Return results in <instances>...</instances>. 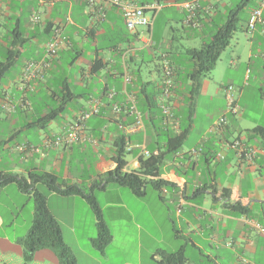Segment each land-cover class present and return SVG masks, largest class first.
I'll return each mask as SVG.
<instances>
[{
	"label": "crops",
	"instance_id": "crops-1",
	"mask_svg": "<svg viewBox=\"0 0 264 264\" xmlns=\"http://www.w3.org/2000/svg\"><path fill=\"white\" fill-rule=\"evenodd\" d=\"M131 1L148 7L150 27L130 32L117 8L108 10L105 21H94L84 0H1L0 62L5 60L14 31L21 32L25 42L20 58L24 59L18 71L11 77L8 73L0 82V174L15 175L28 183H31V174H53L70 184L90 188L100 175L114 169L112 157L121 133L118 123L132 121L124 114L115 115L113 107L125 105L130 94L136 98L139 108L145 103L146 93L154 95L160 103L158 93L164 55L177 71V92L171 103L176 123L170 124L169 131L174 136L181 132L180 126L186 125L187 113L192 109L188 96L191 84L186 79L191 66L188 51L208 43L235 5L231 0H196L199 7L193 20L188 21L185 4L195 0ZM260 1L248 9L247 20ZM34 14L41 18L39 24L31 23ZM49 27L51 35L47 32ZM177 27L182 31L197 30L202 35L200 48L178 43L181 38L176 35ZM206 28H211L208 36ZM55 30L60 31L65 45L52 68L43 81H24L26 64L42 57L45 44ZM249 35L251 47L257 38L264 41V23ZM263 52L257 50L254 56L251 51L243 63L246 65L244 74H249L248 81L253 74L261 89L264 88ZM236 55L227 54L222 60L235 71L242 63L236 61ZM253 60L260 63L261 73L254 69ZM95 61H102L104 68L94 72ZM124 61L133 79L130 85H125L123 80ZM217 68L218 65L214 74ZM232 83L233 78L212 73L204 80L201 94L192 103L190 135L178 152L165 154L158 169L160 174L156 179L164 183L163 191L154 188L157 196H148L146 187L143 196H136L129 190L131 196L117 197L107 204L114 212L110 219L105 207L98 202L113 236L103 253L92 244L97 235V221L87 201L48 190V209L59 223L64 241L77 259L76 264H158L159 258L153 259L156 252L174 253L181 248L187 264H244V261L264 264V231L260 230H264V136L252 133L255 129L264 130V122L255 121L250 128L240 127L247 117L246 108L240 102L242 91L237 98L241 113L227 114L224 88ZM64 85H68L73 96L67 114L60 121L44 124L41 121L49 108L62 102L60 94ZM263 99L264 94L259 112L264 108ZM92 101H98L100 108L106 109L104 112L100 109V116L86 123L84 132V137L97 140L98 146L85 139L68 149L46 147V142L61 134L66 124L89 109ZM202 101L215 109L207 113L206 124L200 127L197 123ZM10 106L15 108L12 113L5 108ZM224 115L227 125L217 131L214 124ZM235 140L241 141L243 150L255 151L253 162L240 158L239 152L231 147ZM160 141L162 138L150 125H146L145 133L132 136L131 142L146 143L151 156L140 159L137 151L127 154L130 155L129 161L125 158L127 167L139 171L156 166L165 152V143ZM23 146L27 148L21 151ZM31 146L38 147V151H32ZM39 184L42 183H37V188ZM103 187L98 189L105 192L108 184ZM235 205H241L248 213L236 211ZM117 212L126 214L129 221L122 218L124 215L117 216ZM155 216L159 217L161 227L155 226ZM33 220L32 197L15 183L0 187V264H59L56 252L48 248L37 251L32 260L26 259L25 240ZM167 225L172 237L169 233H159L161 229L162 232L167 230ZM131 231L135 232L133 245ZM181 240L184 246L175 251L164 246L166 241ZM191 250L198 253V259L190 260Z\"/></svg>",
	"mask_w": 264,
	"mask_h": 264
},
{
	"label": "trees",
	"instance_id": "trees-1",
	"mask_svg": "<svg viewBox=\"0 0 264 264\" xmlns=\"http://www.w3.org/2000/svg\"><path fill=\"white\" fill-rule=\"evenodd\" d=\"M248 2L249 0H242L234 6V8L229 12L225 22L216 30L208 43H206L200 49H192L188 51L191 66L189 68L188 74L186 75V79L191 84L188 89V96L190 107H192V109H189L187 113L188 115L186 117V125L180 126L181 132L177 136L172 135L169 131L170 124L175 125L176 119L175 121L168 120L163 114L161 105L158 103V101H156L154 95L150 96V94L145 92V89L142 90V93H146L144 97L145 103L139 109L144 114L145 128L146 125L152 126L155 129L158 137L162 138L160 143H165V152H163L160 156L156 166L146 170H139L135 173H126L124 171L125 167H127V162L125 160L127 155L125 152L126 138L122 133H120L116 141V150L112 157V161L114 164H116V167L113 170L100 175L98 180L93 183L90 188L70 184L67 181L60 180L53 174H43L40 176L31 174V183H28L26 179L15 175L0 174V187L15 183L23 190V192L31 196L34 202L33 225L25 240V257L28 261L33 259V255L37 251L48 248L53 249L56 252L59 259V264L77 263L76 257L64 241L62 229L59 223L48 209L47 196L36 187L37 183H42L45 185L50 192H54L65 197L79 196L87 201L97 221V235L92 241V244L94 248L100 253H103L106 247L112 242L113 236L104 220L103 210L93 193L95 188H98L101 185H104L105 187L108 183L112 182L120 187L130 190L136 196H143L145 194V188L148 185H151L159 192L163 191V182L150 181L147 178L159 177L160 173L158 169L162 166L165 160V154L178 152L190 135L193 126L192 118L194 115V104L192 103L196 101L198 96L201 94L204 80L212 73L222 54L230 46V42L238 30V25L241 21V14L247 9ZM248 20L246 22L244 31L249 34ZM47 32H49L51 35L52 28H47ZM12 39L13 41L7 46L5 60L0 62V82L17 65V62L23 53L25 41L21 32L17 33V31H14L12 33ZM103 68L104 63L102 61H95L93 63L94 72H98ZM176 72V68L174 67L173 96L177 92L175 81ZM160 93L161 89H159L158 96ZM60 98L62 99V102L56 107H50L47 115L44 117V119H42L41 122L48 124L52 121L62 119L67 114L69 110V103L73 99L68 85H64L62 87ZM145 109L146 113L144 112ZM101 110V112H104L106 109L102 108ZM126 118L130 117L126 116ZM131 122L132 121H130V123ZM121 123L127 124L129 122H120L118 124L121 125ZM252 133L264 136L263 129H255L252 131ZM233 208L242 214L248 213V211L241 205H235ZM173 232L175 234L177 233V230L174 226ZM155 257L159 258V261L157 262L158 264H187L188 262L183 248L174 253L158 251L155 253L153 259Z\"/></svg>",
	"mask_w": 264,
	"mask_h": 264
},
{
	"label": "built area",
	"instance_id": "built-area-1",
	"mask_svg": "<svg viewBox=\"0 0 264 264\" xmlns=\"http://www.w3.org/2000/svg\"><path fill=\"white\" fill-rule=\"evenodd\" d=\"M84 2L89 9L91 19H93L94 21H105L108 10L111 8H117L124 19L127 30H129L130 32H135L138 28H147L151 25V19L146 14V10L148 9V7L138 6L131 0H84ZM198 7L199 5L196 0L185 4L188 21L193 20ZM263 12L264 0H261L259 2V5L250 12L248 20L249 34H253L256 31L257 27L261 26L264 23ZM40 21L41 18L38 15H32V24H39ZM64 45L65 40L62 37L60 31L55 30L50 39L45 44L42 57L39 60H31L26 64L23 72V80L26 82L43 81L47 75V72L52 68L53 62L58 57L59 51ZM262 58L264 61V52L262 53ZM161 66L163 73L161 79V93L159 95L161 109L168 120L175 121V115L173 113L171 105V100L173 97L172 92L174 88V67L172 65V62L165 55L162 58ZM123 80L125 85H130L133 81L131 75L129 74L126 61L123 62ZM224 90L227 95V114L233 116L239 115L241 113V107L238 104L233 86H227L224 88ZM5 108L10 113L15 111V108L12 106ZM100 109V103L98 101H92L89 109L82 111L77 115L75 120L66 124V127L61 134L54 136L52 139L46 142V147H61L68 149L85 140L86 138L84 137V132L86 123L92 117L98 116L100 114ZM112 112L115 115L124 114L132 119L131 123H121V125H119L121 133L126 138L125 152L127 154H132L133 152L137 151L140 159L150 157L151 153L147 148L145 142H131L132 136L140 132L145 133L146 131L144 124V114L139 109L136 98L131 94L127 95L126 104L123 106H114ZM227 122V116L224 115L215 122L214 128L217 131H220L224 127H226ZM86 140L89 141L91 145L95 147L98 146L97 140L90 138H87ZM231 147L239 152V156L240 158H242V160L246 159L250 163L253 162L255 151L252 149L243 150L241 141H234L231 144ZM26 148V146H23L20 147V150L24 151L26 150ZM30 148L32 151H38V147L31 146ZM196 152L197 151H194V153ZM218 157L221 159L223 158L221 155H219ZM115 167L116 164H114V168ZM124 171L126 173H135L137 170H131L128 167H125ZM147 179L150 181H157L156 177H148ZM260 230L262 232L264 231L263 229ZM244 264H248V262L244 261Z\"/></svg>",
	"mask_w": 264,
	"mask_h": 264
},
{
	"label": "rangeland",
	"instance_id": "rangeland-1",
	"mask_svg": "<svg viewBox=\"0 0 264 264\" xmlns=\"http://www.w3.org/2000/svg\"><path fill=\"white\" fill-rule=\"evenodd\" d=\"M232 3L234 5L238 4L239 2H241L242 0H231ZM258 0H249L248 2V7L247 9L241 14V21L238 25V30L237 32L234 34L231 42H230V46L228 47V49L226 50L225 54L222 55V57L220 58V60L218 61L217 65L218 68L216 70V74H214V72L212 71V75H216L217 77H225V78H233L234 79V83H232L234 91H235V96L236 98H239V93L240 91H242L241 94V106H244L246 108V114L247 117L243 118V122L240 125V127L242 128H250L255 121H259L257 123H263L264 122V108L262 110V112H259V102L262 99V94H264V88H260V84L255 82L253 77L254 75H250V80L249 79V74L248 76H246L245 70H246V65H243L244 63V57L246 58L249 53H251L255 56L257 50H264V41L263 38H257L255 39V43L254 46L251 47V40L250 37L251 35H249L247 32L244 31L245 29V25L247 22V14H248V9L249 8H253L256 4H257ZM218 20H220L218 18ZM217 19L215 20L217 23L219 22ZM178 26V25H177ZM211 28H206V32L205 35L208 36L207 33L210 32ZM192 34H194L192 36ZM210 34V33H209ZM176 35L181 38L179 39L178 43L181 42L182 44H187L190 43L192 44L193 48H200V39L202 37V35L197 31V30H189V31H182V29L180 27H177V33ZM210 36V35H209ZM251 50V51H250ZM233 53H236L237 58L236 61L240 62L242 61L239 69L237 71L234 70V68L230 67L228 65L227 62H223L222 60L225 59L226 55H233ZM242 56V57H241ZM26 57V56H25ZM240 57V59H239ZM24 59V57L22 59H20V62L17 64L16 67H14L8 74V77H11V75L13 73L16 72V70L18 71V68L21 65L22 60ZM247 59V58H246ZM254 62H256L255 60H253ZM247 63V60H246ZM227 64V65H226ZM254 69L256 70V72H260V63L256 62V65H254ZM210 76V75H209ZM208 76V77H209ZM247 77V78H246ZM246 78V80L244 81V79ZM264 100V99H263ZM220 104H218L217 106H219ZM259 108V109H258ZM215 108L212 107H208V105L205 102H201L200 104V108L199 111H201L200 113V117L198 119V126H203L206 121V115L207 113H209L210 111H213ZM218 116V115H216ZM61 119H59L58 121H60ZM126 159L129 161L130 160V155H126ZM144 159V158H143ZM148 161V159H145V162ZM38 188L41 192L45 193L46 195L48 194V189L45 185L43 184H39ZM117 189V190H116ZM117 191H121V194H119V192ZM94 195L97 199L98 202H100V204L102 206L105 207V211H106V216L108 217V219H110L111 217L114 216V212L111 209H108L107 204L109 202H112L113 200H115L117 197H121L123 199L126 198V196L130 195V192L128 189L123 188L118 186L115 183H108V188L107 190L104 191H100L98 188L94 189ZM147 195L148 196H157L156 191L154 190V188L151 185L147 186ZM165 209V207H164ZM162 211V210H161ZM119 214V215H118ZM122 216V218L126 217V214H124L123 212H117V216ZM126 219L128 220V216L126 217ZM129 221V220H128ZM128 221L126 223H128ZM153 221H155V226H160V220L158 216H155L153 218ZM177 226L178 228H180L178 220H176ZM155 226H154V230H155ZM159 233L163 234V235H168L172 237V232L171 229H169V226L167 225V230H165L164 232H162V229L159 230ZM159 233L157 232V235H159ZM167 233V234H166ZM131 235L133 237V241H132V245L134 244V239H135V232L131 231ZM168 244V245H166ZM185 242L183 240L178 241V242H174V241H169V242H165L164 246H168V250L169 251H175L177 249H179L180 246H184ZM189 258L190 260L194 261L195 259L199 258V255L197 252H195L194 250H191L189 252Z\"/></svg>",
	"mask_w": 264,
	"mask_h": 264
}]
</instances>
